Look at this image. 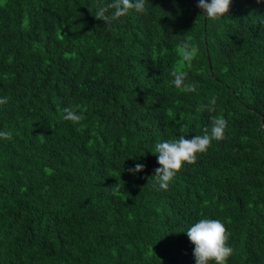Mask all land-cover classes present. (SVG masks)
<instances>
[{
    "label": "trees",
    "instance_id": "16d2710c",
    "mask_svg": "<svg viewBox=\"0 0 264 264\" xmlns=\"http://www.w3.org/2000/svg\"><path fill=\"white\" fill-rule=\"evenodd\" d=\"M111 2L0 0V264H196L201 219L226 226V264H264V0L216 20L198 0H145L109 27L94 14ZM214 116L224 138L161 190L155 144Z\"/></svg>",
    "mask_w": 264,
    "mask_h": 264
},
{
    "label": "clouds",
    "instance_id": "9594fccd",
    "mask_svg": "<svg viewBox=\"0 0 264 264\" xmlns=\"http://www.w3.org/2000/svg\"><path fill=\"white\" fill-rule=\"evenodd\" d=\"M231 0H198V7L209 19L216 20L225 16L230 8ZM114 11L109 13V10ZM131 10L138 13L145 12V0H112L107 6L100 5L94 16L102 20L109 27L112 21L119 20L128 15ZM198 53L197 46L191 41H183L179 46V55L190 68L191 62ZM174 77L173 85L184 92H194L197 85L185 83L187 71L184 68H174L170 73ZM8 103V98H0V105ZM216 97H213L207 106L208 111H215ZM63 119L73 123H79L84 117L78 114L76 108L67 107L63 110ZM211 129L205 128L203 135H195L191 139L180 136L178 140L158 142L155 144L154 154H159L157 162L161 167L154 171L156 182L161 190H167L175 174L181 170L184 163L196 162V154L206 152L213 140H222L227 121L222 116L211 117ZM0 138L11 139L10 132L0 131ZM145 166L137 163L134 168L128 169L133 174L143 170ZM117 189H114V191ZM187 236L194 245L193 255L196 264H226L228 258L233 254V249L228 245L229 233L226 226L216 219H201L193 224L187 231Z\"/></svg>",
    "mask_w": 264,
    "mask_h": 264
}]
</instances>
